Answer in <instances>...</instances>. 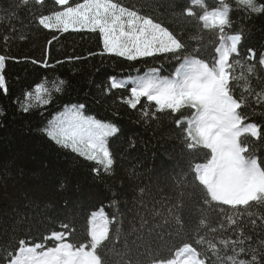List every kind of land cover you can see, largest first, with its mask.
<instances>
[{
    "label": "trees",
    "instance_id": "obj_1",
    "mask_svg": "<svg viewBox=\"0 0 264 264\" xmlns=\"http://www.w3.org/2000/svg\"><path fill=\"white\" fill-rule=\"evenodd\" d=\"M76 2L82 0H70L73 5ZM226 2L232 6V27L226 32L243 30L240 58L251 48L258 60L264 52V14L250 15L235 0ZM121 3L149 12L181 35L190 47H200V56L213 57L214 47L218 46L216 33L203 30L202 25L198 30L192 18L179 15L181 9L191 6V0ZM204 4L211 10L219 6V0H204ZM59 7L54 0H44L43 5L35 0L27 5L21 0H0V16H4L0 19V55L8 57L3 71L7 93L0 89V262L6 264V252L16 248L21 238L54 246L56 241L44 237L52 231H63L60 225L64 223L75 229L70 240L86 241L88 221L101 209L110 219L115 218L106 242L113 264H150L154 250L159 249L157 256L167 258L183 243H191L202 252L208 241L223 248L221 239H241V233L244 238L252 237L253 248L264 246V206L233 209L215 202L203 205V190L193 180L190 164L204 162L206 150L197 153L187 148L184 129L191 110L183 109V117L168 111L155 113L144 100L143 108L138 105L132 109L123 102L130 95L128 89L110 88L112 77L130 79L153 67L170 77L180 61L170 58L171 54L137 61L101 55L103 39L98 32H56L38 24L36 17L49 15ZM193 10L202 12L199 7ZM198 36L203 41L195 38ZM44 62L50 66L44 67ZM248 63L256 64L257 73L249 76L246 66L237 68V73H245L244 78L234 81L237 95H248L243 92L246 86L264 91V68L257 61ZM41 83L51 92L47 104H38L35 99V87ZM28 92L33 93L31 100ZM26 104L31 105L27 112L23 111ZM74 105H83L84 115L119 129L107 140L115 161L110 171L57 145L46 135L44 130ZM145 111L155 118L145 116ZM243 111L249 117L247 122L260 124L264 132V101L258 103L250 96L249 106ZM249 139L254 155L264 161V143ZM169 208L171 213L166 211ZM202 218L208 223L207 229L199 230L204 245L196 243L199 236L194 231ZM212 227L216 232L210 231ZM158 233L168 235L160 238ZM124 249L130 250L127 256L121 255ZM237 258L250 259V255ZM206 264H218L210 250ZM257 264H264V260L258 257Z\"/></svg>",
    "mask_w": 264,
    "mask_h": 264
},
{
    "label": "snow or ice",
    "instance_id": "obj_2",
    "mask_svg": "<svg viewBox=\"0 0 264 264\" xmlns=\"http://www.w3.org/2000/svg\"><path fill=\"white\" fill-rule=\"evenodd\" d=\"M35 2L44 4V0ZM21 3L27 5L29 0H21ZM54 3L60 6L59 10L36 17L38 24L56 32H68L70 29L98 32L103 39L101 55L108 53L128 61H137L171 54L170 58L179 60V66L170 77L162 76L161 69L153 67L143 75L130 79L118 80L112 77L110 88L128 89L130 95L123 102L132 109H136L144 100L147 106L154 107L155 113L168 111L180 113L183 117V109L191 110L184 129L187 148L197 153L201 149L206 150L204 162L190 164L192 178L203 190V205L215 202L233 209L264 206V161L258 160L254 155L255 148L249 139L254 138L264 143V132L260 124L247 122L249 117L243 111L249 106L250 96L258 103L264 101V91L256 92L246 86L243 92L248 95H237L234 85V81L245 77L244 71L237 73L238 67L245 69L246 66L249 76L256 75V64L246 65V61H257L264 68V52L257 60L256 51L249 48L245 57L240 58L239 46L244 38L243 30L234 34L226 32V29L232 27V6L226 0H219V6L211 10L206 7L204 0H191V6L179 12L182 17L192 18L198 30L202 25L203 30L216 33L218 46L214 47L211 59L200 56V47H190L181 35L170 30L149 12L135 6H125L121 0H82L74 5L70 0H54ZM235 4L247 14H264V3H258L257 0H235ZM195 7L201 8L202 12L197 13L193 10ZM4 11L7 13V10ZM3 18L4 16H0V19ZM195 38L203 41L202 36ZM7 59L8 57L0 55V89L5 93L7 84L3 71ZM43 66L50 65L44 62ZM56 91L61 89L57 88ZM26 95L28 100L33 98L32 92ZM35 99L38 104L50 102L51 92L43 83L35 87ZM30 106L26 104L23 111L27 112ZM144 106L141 105L142 108ZM83 107L72 106V109L44 131L57 145L70 148L85 159L103 165L106 172L110 171L115 161L107 140L119 129L111 123L84 115ZM143 114L155 118L148 111ZM177 123H181L179 118ZM176 207L181 205L177 204ZM166 211L171 213L172 209ZM114 222L115 218L110 219L101 209L91 215L87 228L88 239L84 242L69 239L75 229H70L67 223L60 225L63 231H52L44 237L45 240L56 241L54 246L49 247L44 242L33 244L21 238L17 241L16 248L6 252V264H113L106 242L110 240ZM231 222L236 223L235 220ZM177 223H181L178 216ZM252 223L255 224L256 221L253 220ZM201 227L208 228L206 218H202L194 229L199 236L196 243L204 245L205 238L199 235ZM216 230L215 227L210 228L212 232ZM166 235L168 233L157 234L160 238ZM241 237L221 239L219 244L223 248L208 241L203 252L198 251L191 243H183L167 258L157 256L159 249H156L150 264H206L208 250L215 255L218 264H257L258 257L264 260V246L253 248L251 236L244 238L241 233ZM245 244L247 248L244 247ZM129 251L124 249L121 255L127 256ZM241 254L250 255V259H238ZM128 264H132V261H128ZM135 264L143 262L136 261Z\"/></svg>",
    "mask_w": 264,
    "mask_h": 264
},
{
    "label": "rangeland",
    "instance_id": "obj_3",
    "mask_svg": "<svg viewBox=\"0 0 264 264\" xmlns=\"http://www.w3.org/2000/svg\"><path fill=\"white\" fill-rule=\"evenodd\" d=\"M69 31H72L71 29Z\"/></svg>",
    "mask_w": 264,
    "mask_h": 264
}]
</instances>
